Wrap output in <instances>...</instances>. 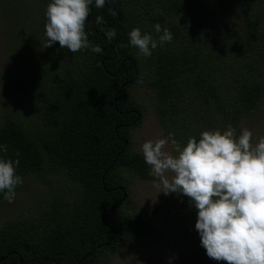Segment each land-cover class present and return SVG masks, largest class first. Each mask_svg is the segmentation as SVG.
<instances>
[{"label": "trees", "instance_id": "obj_1", "mask_svg": "<svg viewBox=\"0 0 264 264\" xmlns=\"http://www.w3.org/2000/svg\"><path fill=\"white\" fill-rule=\"evenodd\" d=\"M49 2L32 0L37 15L29 26L42 18L46 24ZM238 2L237 15L232 0H154L143 13L146 25L131 22L130 0H110L102 9L93 4L85 30L102 54L71 53L58 43L37 52L25 22L11 24L19 27L7 32L9 53L24 63L16 73H1L0 86L9 83L30 105L4 104L0 158L18 160L23 183L36 177L44 188L0 220V264H108L127 245L160 237L152 220L163 205L146 213L129 203L125 174L151 179L143 156L130 150L145 113L134 89L143 85L152 93L154 114L181 146L189 137L199 139L203 131L194 125L200 118L221 132L231 124L238 134L264 103V0ZM179 16L195 29L210 28L213 40L197 37L177 47L176 41H188L175 25ZM157 23L170 30L172 42L143 57L129 45L128 33L139 28L156 37ZM112 28L116 36L109 40L105 32ZM46 53L52 58L42 61ZM5 201L0 194V205ZM188 226H172V234H186ZM178 237L172 243L187 262L201 264L200 240Z\"/></svg>", "mask_w": 264, "mask_h": 264}, {"label": "clouds", "instance_id": "obj_2", "mask_svg": "<svg viewBox=\"0 0 264 264\" xmlns=\"http://www.w3.org/2000/svg\"><path fill=\"white\" fill-rule=\"evenodd\" d=\"M109 2L50 0L43 47L58 43L71 53L90 49L102 54V48L88 40L85 28L92 5L102 9ZM110 12L115 15L114 10ZM102 22L97 17V23ZM153 30L156 37L139 28L128 33L129 45L143 57L172 42L169 29L157 23ZM105 35L114 39L115 29L106 30ZM141 153L156 178L153 187L157 193L183 195L195 208V230L208 258L223 264H264V136L254 142L252 131L243 128L237 134L228 124L222 132L206 130L198 140L189 137L184 146L173 133L147 140ZM18 163L0 158V194L8 203L14 201L16 189L23 183L16 172Z\"/></svg>", "mask_w": 264, "mask_h": 264}, {"label": "rangeland", "instance_id": "obj_3", "mask_svg": "<svg viewBox=\"0 0 264 264\" xmlns=\"http://www.w3.org/2000/svg\"><path fill=\"white\" fill-rule=\"evenodd\" d=\"M135 10L136 18L131 19V22L135 25H146V18L143 17V13L147 9H152V3L154 0H130ZM235 7H237L236 14L239 13V2L238 0H232ZM0 74L16 73L23 66L22 59L15 60L11 57L9 53V44L11 40L7 38V32L9 28L15 27L19 24L11 25L12 23H19L22 19L27 28V40L32 45V49L37 51L39 48L44 49L43 45L45 43V19H39L37 26H29L36 17L37 11L31 8L32 0H2L0 1ZM229 3V1H226ZM227 12V9H224ZM25 13V15L21 13ZM31 15L33 17H31ZM211 15V14H210ZM21 17V18H19ZM140 19V20H138ZM185 17L179 16L175 20L176 24L181 30L180 35L186 37L188 41L179 40L176 41L175 45L181 47L185 44H192L193 39L197 38L211 42L214 38L210 34V28L204 27L193 28L191 24H184ZM30 28V29H29ZM170 28H173L170 26ZM13 29V28H12ZM186 41V42H185ZM191 47V45H190ZM31 49V48H30ZM49 50L50 47L45 48ZM29 53V51H27ZM29 58L30 56L27 55ZM47 57L52 58L51 53H46L42 57V61L46 60ZM11 86L9 83H4L0 86V117L4 109V104H8L10 107L17 108V101L21 103L24 107L29 106L30 102L28 99H21L18 92L15 91L11 93ZM146 89L145 86H135L134 93L136 94L138 101L144 106V116L143 121L139 127L133 130L131 138V151L134 153L141 154V145L147 140H156L158 138H164L168 136L167 130L163 128V125L159 122V119L153 112L152 108V93ZM263 107L254 114L249 122H243L239 128V132L243 128H247L253 133V140L255 142L256 138L264 136V103ZM23 114V113H22ZM207 113L202 117L206 118ZM182 121V119L180 120ZM200 119H196L197 125H194L196 129L201 131L206 130H216L217 124L213 122L200 123ZM220 126V125H218ZM223 131V129H221ZM238 132V134H239ZM150 175V180H139L138 178H133V176L125 174L130 180L131 192L129 196V203L131 204L133 210L142 211L146 213H151L159 206L163 205V208L153 217L152 225L154 230L161 237H157L154 240L143 241L139 245H127L118 254L111 256L108 264H191L190 261L187 262V256H183L180 249L173 245V241H179L178 236H184L187 234H192L190 237L192 240H200L197 231L195 230L196 222V210L193 206L185 203L178 194L164 195L163 193H157V189L153 187V182L156 179L151 175L150 168H148ZM63 176H57L56 180L61 181ZM42 183L36 177H29L21 187L16 190V196L12 203L5 201L0 205V220L4 219L11 211L20 209L21 205L32 198L36 192H43ZM47 191V190H45ZM75 195V191L71 192ZM13 211V212H14ZM184 223L185 226L192 225L187 228L188 232L185 234L181 230H176V234H172V226H179ZM172 227V228H171ZM178 235V236H177ZM200 251L201 257L198 258L201 264H223V262H217L211 260L207 257L205 250L198 249ZM190 258V257H189ZM193 264V263H192Z\"/></svg>", "mask_w": 264, "mask_h": 264}]
</instances>
